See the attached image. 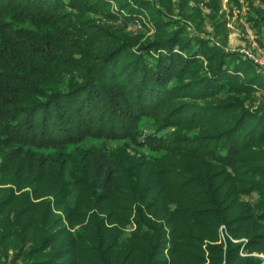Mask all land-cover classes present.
Wrapping results in <instances>:
<instances>
[{"label":"trees","instance_id":"1","mask_svg":"<svg viewBox=\"0 0 264 264\" xmlns=\"http://www.w3.org/2000/svg\"><path fill=\"white\" fill-rule=\"evenodd\" d=\"M203 1L0 0V264H264V77Z\"/></svg>","mask_w":264,"mask_h":264},{"label":"rangeland","instance_id":"2","mask_svg":"<svg viewBox=\"0 0 264 264\" xmlns=\"http://www.w3.org/2000/svg\"><path fill=\"white\" fill-rule=\"evenodd\" d=\"M209 0H204L200 5L207 3ZM221 9L217 15L211 13V9L202 8L203 14L206 16L214 15L205 19L204 36L211 40L216 45L223 47L228 52H237L240 54L248 53L253 56H257L264 53V24L258 26L255 24L254 19L257 14L264 10L263 0H219ZM193 5V3H191ZM209 14V15H208ZM175 19H179L176 13L172 16ZM223 24L222 30L219 28L218 33L217 23ZM141 30V26L130 24L127 28L128 31L134 32L135 29ZM188 29L191 33H195L193 26L189 23ZM152 32L148 31L147 35H151ZM201 35V34H200ZM114 148L116 145L112 143ZM255 195L251 198H244L252 202L255 199ZM225 228L222 226L220 236L223 238L225 234ZM243 241V240H242ZM237 242V241H233ZM242 256H246L243 251L240 252ZM250 256H256L264 259L262 255L250 254Z\"/></svg>","mask_w":264,"mask_h":264},{"label":"built area","instance_id":"3","mask_svg":"<svg viewBox=\"0 0 264 264\" xmlns=\"http://www.w3.org/2000/svg\"><path fill=\"white\" fill-rule=\"evenodd\" d=\"M240 54L248 58L249 60H251L256 65V67L259 69L260 73H262L264 77V53L257 55V56H253L251 54L242 53V52H240Z\"/></svg>","mask_w":264,"mask_h":264}]
</instances>
